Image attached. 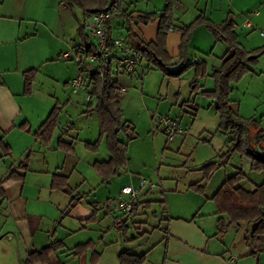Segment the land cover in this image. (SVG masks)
Returning a JSON list of instances; mask_svg holds the SVG:
<instances>
[{
    "label": "rangeland",
    "instance_id": "obj_1",
    "mask_svg": "<svg viewBox=\"0 0 264 264\" xmlns=\"http://www.w3.org/2000/svg\"><path fill=\"white\" fill-rule=\"evenodd\" d=\"M241 1L244 2L246 12L254 9L252 5L259 7L260 10L261 5L264 4L260 0ZM29 2L31 12L28 17L32 20L21 25V35L33 33L35 29L37 34L24 39L23 43L16 45L12 43L16 37L14 31L17 22L15 16L10 13L5 24L0 21V35L4 33L9 35V43L6 47H0V51L8 48L10 50L8 53L12 57L22 55L23 51L26 57L29 53L39 51L43 57H47L49 46L53 50L58 45L66 49L65 41H70L72 44V37L78 42V37L75 35H80L78 29L82 25L85 37L87 35L88 39L94 40L93 43H95V38L86 26L90 18L84 16L81 9L73 7L77 19L80 20L79 24L69 9L62 8L59 0H30ZM146 2L147 0H138L135 6L137 9L143 8ZM8 3L10 0L0 2V8L6 7V13H9ZM123 3L129 5L128 0ZM148 4L151 10L162 9L164 0H148ZM201 10L203 11V8ZM201 10L198 8L197 13L199 14ZM256 15L258 14L251 16ZM189 18L190 13L185 19ZM44 19L49 27L43 29L40 26ZM26 24H28L27 27ZM123 31L127 32L126 29ZM128 39L131 43L136 42L130 35ZM50 53L48 60L42 64V68L45 69L44 74L48 79L46 87H42L40 92L45 94L48 90L55 91V97L62 101L63 112L70 113V122H76L81 129L78 131L81 137L75 142L74 147L77 156H81L83 160L78 161L76 156L68 158L69 163L73 160L71 166L76 161L77 164L81 163L77 166V172L73 171L69 183L74 189V195H80L82 199L79 205L69 209L67 195L48 189L46 176L49 174L47 173L34 172L27 177L25 184L20 180H4L2 183V188L5 190L3 200L0 196V264H22L26 254L34 247L33 245L37 244L40 248L57 240H62L65 245L56 254L64 264H118V254L132 247L131 243L135 239L129 240V238L139 230L148 231V233L154 230L150 234L148 244L156 242L164 234V238L148 253L142 264H216L212 258L213 255L221 258L222 264H227L225 260L229 257H234L235 264H264V250L258 256L248 254L249 247L244 237L251 229L249 225L241 224L238 229L231 226L224 233L218 231L219 215L216 212L215 202L211 199L223 180L237 169H243L246 174V178L240 182V185L247 190L253 189L254 185L264 181V174L250 171L247 157H241L238 153L232 154L228 165L218 168L205 182L202 192L189 188L190 184L201 180L200 168L203 164L219 160V155L226 150V145H228L226 137L216 128L213 136L207 132L200 137L189 134L183 140L179 134H176L173 140L167 141L168 136L164 132V124L160 122L159 116L155 114L156 118L149 119L148 111H145L141 105L138 95L141 87L138 88L137 83L131 81L128 76L119 74V84L127 88L126 92L120 94L123 117L134 125L137 137L128 143L126 165L119 170L118 174L104 181L97 170L92 167L94 162L91 166H86L84 163L87 160L83 155L87 152H94L86 147L85 141L92 142L95 139L98 141L96 159H101L102 151L106 150L104 138L98 140L97 115L85 113L89 101L86 85L78 89L76 95H72L71 86L68 85L67 88L64 85L66 73L74 75L73 79L77 77V61L65 60L60 55ZM22 61L21 58L18 60V62ZM97 65L94 63V66ZM158 74L150 71L144 77L145 105H148L155 113L158 107L160 108L158 112L166 115L170 107L169 103L163 96L155 94L159 88ZM116 75L118 74H115V77ZM183 80L185 79H180L181 86L185 82ZM212 80L214 81L213 78ZM34 82L35 79L33 84ZM33 84L31 92L27 95L32 94ZM231 85L233 89L230 97L234 100L233 107L239 116L253 118L255 124L251 131L252 135L256 136L259 130H264V55L259 57L251 71L243 74ZM36 88L38 91V87ZM162 89L165 90V85ZM90 100L94 102L95 99L91 97ZM177 113L178 108H175L168 114L171 123L172 121L178 123L175 121V119L179 120L176 118ZM186 119L188 120V117ZM94 122H96V130ZM152 133L155 134V139ZM30 166L31 169L37 170L40 163L34 161ZM70 169H66V173L72 170ZM2 171L0 165V172ZM131 174L151 180L155 187L145 188L142 191L147 195V199H150L149 208L140 207L135 219L126 220L114 207L123 197L120 194L122 185L126 183H128L126 185L132 183L137 185L138 179L133 181L130 178ZM2 176L4 175H0V179H5V177L1 178ZM78 178L85 180L79 183ZM94 199L97 202L92 205ZM163 209H165L164 213H162ZM92 210L94 216L85 220L91 215ZM167 213L173 218L171 219ZM82 217L86 218L81 221ZM120 217H122L121 220ZM117 218L125 222L124 227L122 223L120 225L116 223ZM194 221H196L195 224H193ZM163 228L168 231L165 232ZM158 229L161 230L158 231ZM168 232L175 235L168 236ZM76 244H86L80 255L70 253ZM183 246L191 252L183 250ZM202 246L211 253L200 251L198 248ZM217 249L219 251L215 252ZM136 251L142 252V250ZM192 252L198 254L195 255Z\"/></svg>",
    "mask_w": 264,
    "mask_h": 264
},
{
    "label": "crops",
    "instance_id": "obj_2",
    "mask_svg": "<svg viewBox=\"0 0 264 264\" xmlns=\"http://www.w3.org/2000/svg\"><path fill=\"white\" fill-rule=\"evenodd\" d=\"M29 1L30 0H26V2L25 0H10V3H8L9 8L7 9L9 13H6L7 12L6 7L3 9L0 8L1 23L2 22L4 24L6 23L5 21H6L8 14L11 13L13 16H15L14 18H15V21L17 22V25H16V30L14 32H15L16 37L14 41L12 42V43H15V45L19 43H23L24 39L37 34V30L35 29L33 33H30V34L24 33V35L23 34L21 35V30H22L21 25L23 23H29V21L32 20L30 19V17H28L29 12H31L29 10V7L31 5ZM137 1L138 0H128L129 5H125L124 4L125 2L122 4V9H124L127 14H131L133 18H136L137 16L144 14V13L157 12L159 14L161 11V9H157V10L149 9L150 7L148 4V0L143 8L137 9L135 6ZM170 1L172 4L174 23L166 35V50L169 56L172 58V62L175 63V66L178 64L179 45L181 41V33L179 31V28L182 25H187L191 23L199 14H203L204 16H206L213 22L219 23L226 18L228 13H232L233 20H234L233 29L236 32L238 42L244 48L248 50L264 45V40H262L264 39V35L260 34V31L264 30V4L261 5L262 9L260 10H259V7H254L255 5H252L251 7L254 9H249L246 12L244 9V4H243L244 2L241 0H204V1L202 0V2L201 0H170ZM0 2L4 3L5 0H1ZM260 2L264 3V0H260ZM59 4L62 5L63 9H66V10L69 9L70 13L72 12L75 18L77 19L76 12L74 11L72 7L68 6L62 0H59ZM164 4H165V0H164ZM198 8H200V10L203 8V11L201 10L199 14L197 13ZM189 13H190V18L185 19L186 15ZM91 14H93V12L87 15V17L90 18ZM252 14L254 15L258 14V15L251 16ZM253 17H256V18L253 19ZM245 19L249 20V24H250L249 26H246L244 24ZM83 20H85V18H83ZM77 21L80 24V20L77 19ZM41 24H40L41 25L40 27H42L43 29L44 27L46 28L49 27L45 19L41 21ZM27 25L28 24H26V27ZM81 27L83 29L84 26L82 25ZM129 28H131L133 32L137 33L144 40L154 41L157 36L158 21H154L148 24H142V23L135 24L133 22L127 23L123 16L113 17L109 21V29H110V34H111L110 36L111 37L123 36L126 38V40L129 43H131L128 39V35H130L128 32ZM124 29L127 30L126 33L125 31H123ZM8 36L9 35L5 33L0 35V47H6V44L9 43ZM75 36L78 37V42L75 41L74 37H72L71 39L73 40L72 44L70 43V41L69 42L65 41L66 49H64L65 47H63L62 49L60 45H58L59 48L56 47V49L54 50L50 46L47 47V51L49 53L47 57H43L39 53V51H36L34 53H29L27 54V57L24 55L25 53L24 51L22 52V55H18L17 57L16 56L12 57L8 53L10 52L8 48L2 49L0 51L1 53V57H0V140L3 144L7 145L8 148L10 149L9 155H3L2 149L0 148V165L2 166V170H3L2 172H0V175L2 174L4 175L1 178L6 177L9 174L10 170H16L17 172L23 173V170H20L18 168V165L20 164V162H22L25 159L26 156H28V162H27L28 171L25 172V178L22 181L23 184L27 182V177L29 175H32V173L34 172L47 173L49 174L46 176L48 189L54 192L55 190L50 189L52 175L54 173H61L68 177V184L71 187L69 183L70 176L73 174V171L77 172L78 170L77 166L80 165L81 163L77 164V161H76V163L71 166V164H73V160L69 163L68 157L76 156L78 161L83 160L81 159V156H77V152L74 147L75 142H77L79 140V137H81V133L78 132L81 129L79 128V125L76 124V122H70V117H71L70 113L63 112L62 104H61L62 101H60L59 98L55 97L54 95L56 93L55 91L48 90L47 93L43 94L42 92H40V89L42 90V87H46L48 77H46L44 74L45 69L42 68V64H44V62L48 60L51 54L50 52H52V54H56L57 56L59 55L61 56L63 53L68 52L71 54V58L68 60L77 61L78 71L81 67L85 71L86 74H88L89 70H91V68L87 66L80 65L79 61L77 60V59H80L83 61V59L85 58V55H87L90 51L88 49L87 44L83 41L81 35L76 34ZM88 41L90 43V46L94 45L93 43L94 40L90 41V39H88ZM68 47L69 49H67ZM226 50H227V44L221 41H215L212 34L203 25L197 26L193 30L192 37L187 47L186 60L188 63L202 60V61H205L206 66H207V74L205 77H203L200 80L201 88L197 93H191L190 87H189L190 82L192 81L193 76H194L193 67L188 68L178 78H169L162 71L152 67L151 65H148L145 61L141 60L140 64L135 68V70L131 74L113 72L111 69L112 76L117 79L118 83H120L119 74H123L124 76H128L131 81H134V83H137L138 88L141 87V89L139 88L140 94L137 93L140 97L141 105L145 108V111H148L149 119L156 118L155 114L159 116L160 122L164 124L165 134H167L166 124L164 123L163 120L171 122L168 114H170L173 111V109L178 108V113H177L176 118H179V120L175 119V121L178 122L176 123V126L180 131H177L171 137H168L167 141L173 140L176 134H179L183 140L189 134L194 137H200L205 132H207L208 134H211V136H213L214 135L213 133L216 131V128L218 127L219 118H218V115L214 111L213 100L206 97L204 94L201 93V91L214 89L215 83L212 80V77L210 76L211 70L214 66L220 65L221 57L226 52ZM20 58L21 60H23L22 62H18ZM28 69H36L35 82L33 84V92L30 95H27L24 93V79L22 75V73ZM150 71L159 73L161 75L160 76L158 74V77H160L159 88L157 89V92H155V94L159 96H163L164 99H166V101L169 103L170 107L167 109L168 113H165L166 115H162V113L158 112L160 110V108L158 107L155 113V111H152L148 105H145L146 98L144 95L146 93H144L145 82L143 80H144L145 75ZM115 74H118V75H116L115 77ZM65 76L66 77H65L64 85H66L68 88V85L70 86L71 78L73 79L74 75H72L71 73L70 74L66 73ZM180 79H185L183 80L185 82L182 86L180 84ZM146 80H147V77L145 78V81ZM163 85H165V90L162 89ZM119 86L121 85L119 84ZM36 87H38V91H36L37 90ZM85 89L87 90L86 86H85ZM71 93L72 95L77 94V92L72 91V89H71ZM120 98H121V95H119L118 97L119 105H120ZM55 101H56V104L54 105ZM233 101L234 100L232 99V102ZM56 105L60 106V112L58 114V121H57L58 123L48 143L43 144L40 140L36 139L33 132L38 129V127L45 120L49 112ZM122 112H123V109H122ZM151 112H154V113H151ZM186 117H188V120L186 119ZM124 120H127V119H124ZM24 122L28 124L29 131H26L20 127V125ZM94 123H95V130H96V122ZM95 136L96 134L94 135V137ZM152 137L155 139L154 133H152ZM120 138L123 139L122 134H120ZM60 140L66 141V142H72L73 143V153H67L64 150L59 149L57 144H58V141ZM88 140H91V139H88ZM94 141H96V139L93 140L92 142ZM87 142L89 141H85L84 143L86 144ZM83 157L86 158L87 160L86 162H84L86 166H91L92 162L106 160L108 159L109 156H108L107 149L106 150L104 149L102 151L101 159H96V151L87 152L83 155ZM34 161L40 163V167L37 170L31 169L30 164L31 162H34ZM68 168H71L72 170L70 169L71 171L66 173L67 172L66 169ZM130 178L133 181L136 179H139V177H136V174L135 175L131 174ZM84 180H85L84 178L82 180L81 178H78L79 183H82ZM124 185H122L121 188ZM131 185H134V184L132 183ZM137 185H134V186H137ZM55 192H59V191H55ZM147 198H148L147 195L144 194L143 192H141L138 197L140 201L150 200ZM2 200H3V197H2ZM95 200L96 199H94L92 203L97 202ZM68 201H67V207H68ZM138 212H139V209H138ZM167 215L171 219L173 218L168 213ZM85 218L86 217H82L80 220L82 221ZM135 218L136 216L132 218V220ZM121 219L122 217H120V220ZM195 222L196 221H194L193 224H195ZM241 224H244V223H241ZM241 224L235 227H237L238 229L241 226ZM137 229H139V227H137ZM159 230L161 229H158V231ZM152 232H154V230H152L150 233L144 230L137 231L134 235L136 238L134 242L131 243L132 247L128 249L129 251L128 250L126 251L140 254V252H137L136 250H142L141 253L145 252L146 257H147L148 253L162 240V238H164V234H163L162 236H160V238L156 242L152 244H148V240ZM169 235L172 236L175 234L169 233L168 236ZM177 237L181 238L180 236H177ZM57 241H61L63 244V247H65L64 242L62 240H57ZM47 245H44V246H47ZM33 246L34 247H32L31 251L38 250L44 247L42 246L38 248L39 246L37 244ZM205 248L206 247L202 246L201 248H198V249L206 253H211V251H207L205 250ZM182 249L191 252L185 246H183ZM72 250L70 251V253L72 252ZM218 251L219 249H217L215 252H218ZM57 253L58 252L56 251L54 253H51L50 255L52 264H57L58 262L63 263L61 262V259L57 257L56 255ZM192 253L195 254L194 252ZM184 254H185V251H184ZM197 254L198 253H196L195 255ZM221 256L224 257V255H221ZM202 257H205V256H202ZM212 258L214 259L216 264H222L221 258L216 257L214 255L212 256ZM225 261L227 262V264H235L234 257H229V259H226Z\"/></svg>",
    "mask_w": 264,
    "mask_h": 264
},
{
    "label": "trees",
    "instance_id": "obj_3",
    "mask_svg": "<svg viewBox=\"0 0 264 264\" xmlns=\"http://www.w3.org/2000/svg\"><path fill=\"white\" fill-rule=\"evenodd\" d=\"M70 7H77L82 10L83 15L102 11L114 0H62ZM124 0L119 1L118 8L113 12L106 22V32L110 36L109 21L116 16H123L127 23L148 24L158 21L157 36L154 41H146L131 28L128 29L129 34L136 40L132 45L138 51L141 60L148 65L162 71L169 78L180 77L188 68H194V76L190 82L191 93H197L200 88V80L207 74V66L205 61L199 60L188 63L186 60L187 47L192 37L193 30L203 25L214 37L215 41H221L227 44V50L221 57L219 66H214L210 76L215 81V87L212 90L201 91L206 97L214 102V111L218 115L219 124L217 131L223 134L227 139L226 150L219 155V160L207 162L200 168L202 177L199 182L189 185V188L202 192L205 182L218 168L228 165L229 160L234 153H238L241 157L249 159V169L251 172H261L264 174V130H259L257 135H252V127L254 126L253 118H244L239 116L232 106L230 93L232 92L231 83L237 81L243 74L251 71L257 63L259 57L264 55V45L254 49L244 48L237 40L236 32L233 29L234 20L232 13H228L226 18L215 23L203 14H199L191 23L182 25L179 28L181 33V41L179 45L178 64L172 62L166 50V35L173 26L174 18L172 12V4L170 0H165V4L160 13L151 12L144 13L136 18L131 14H127L122 9ZM79 33L83 41L87 44L89 51H93L87 36L85 37L83 29L79 27ZM24 79V93L31 92L32 84L35 79L36 69H28L22 73ZM86 88L89 94V101L85 113L88 115L95 113L98 118L99 139L105 140L106 149L108 151V159L95 161L92 167L97 170L102 179L109 180L119 173L127 162L128 143L137 137L134 125L123 119V112L119 105V83L112 76L109 63L99 62L95 70H91L87 75ZM95 100L92 102L90 99ZM60 107L54 106L49 112L45 120L41 123L37 130L33 132L36 139L43 144H47L50 140L54 129L57 126L58 114ZM20 127L29 131L26 122ZM120 134L124 138H120ZM98 141L87 142L86 147L92 151H96ZM59 149L67 153H73V143L66 141H58ZM0 148L3 155H9L10 149L0 140ZM28 156L20 162L18 168L23 173L16 170H10L5 179H0V196L4 197L2 183L4 180L13 179L23 181L25 172L28 171ZM246 178L242 169H237L232 175L227 176L218 189L214 192L211 199L215 202L216 212L218 213L217 229L220 233H224L231 226H239L246 223L251 229L245 235L246 245L249 247V255H260L264 250V181L254 185L253 189L247 190L240 185V182ZM50 189L64 193L69 197L68 207L73 209L76 207L82 196L74 195V189L68 184V177L61 173H54L50 184ZM163 202V201H160ZM93 203L92 205H95ZM150 200L135 202L133 207V218L138 214L140 207L149 208ZM165 212L163 209L162 213ZM94 216L92 210L91 215ZM116 223L122 227L125 226L124 221L116 219ZM165 232L167 229L163 228ZM166 237V236H165ZM133 236L129 240H133ZM83 245H76L72 250L73 255L82 254ZM63 244L61 241L50 242L41 249L30 251L26 254L22 264H52L50 255L61 249ZM146 259V253H132L121 251L118 254V264H142ZM63 264V263H57Z\"/></svg>",
    "mask_w": 264,
    "mask_h": 264
},
{
    "label": "built area",
    "instance_id": "obj_4",
    "mask_svg": "<svg viewBox=\"0 0 264 264\" xmlns=\"http://www.w3.org/2000/svg\"><path fill=\"white\" fill-rule=\"evenodd\" d=\"M119 1L120 0H114L102 11L91 14L90 20L86 23V26L95 38V43L93 45L94 50L85 55L83 61L77 59L80 65L87 66L91 68V70H95L98 65L94 66V63L99 64V62L102 61L104 64L109 63L113 72L131 74L140 64L141 58L138 51L126 40L125 37H111L108 36L106 32V22L109 16L117 10ZM244 24L249 26V20L245 19ZM260 34L264 35V30L260 31ZM61 57L68 60L71 58V54L65 52L61 55ZM91 70H89V72ZM84 72L85 71L81 67L78 71L77 77L71 80L70 86L72 91L77 92L78 89L85 86L88 74L84 76ZM125 91V87L119 86V95ZM163 121L166 124V133L168 137H171L175 132L180 131L175 122L171 123L166 120ZM154 187L155 184L152 183L151 180L144 177H139L137 186L124 185L120 189V194L123 197L117 201L114 209L122 214V217L126 220H131L133 218V207L135 202L138 200L140 193L145 188L151 189Z\"/></svg>",
    "mask_w": 264,
    "mask_h": 264
}]
</instances>
